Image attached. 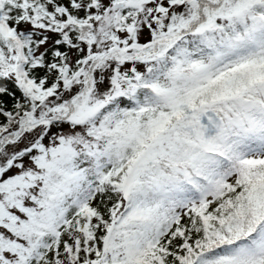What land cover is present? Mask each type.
<instances>
[{
  "label": "snow or ice",
  "instance_id": "snow-or-ice-1",
  "mask_svg": "<svg viewBox=\"0 0 264 264\" xmlns=\"http://www.w3.org/2000/svg\"><path fill=\"white\" fill-rule=\"evenodd\" d=\"M0 264H264V0H0Z\"/></svg>",
  "mask_w": 264,
  "mask_h": 264
}]
</instances>
